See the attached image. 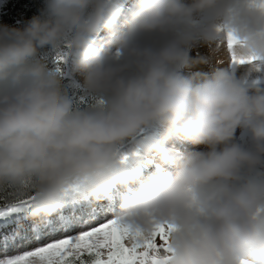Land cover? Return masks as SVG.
<instances>
[{
  "label": "clouds",
  "instance_id": "obj_1",
  "mask_svg": "<svg viewBox=\"0 0 264 264\" xmlns=\"http://www.w3.org/2000/svg\"><path fill=\"white\" fill-rule=\"evenodd\" d=\"M199 46L223 59L185 75ZM262 78L264 0H43L0 25V192L171 225L167 264H264Z\"/></svg>",
  "mask_w": 264,
  "mask_h": 264
},
{
  "label": "snow or ice",
  "instance_id": "obj_2",
  "mask_svg": "<svg viewBox=\"0 0 264 264\" xmlns=\"http://www.w3.org/2000/svg\"><path fill=\"white\" fill-rule=\"evenodd\" d=\"M30 211L31 198L0 192V264H167L169 259L161 253L169 251L171 225L158 226L149 239L121 222L114 206L71 201L48 220Z\"/></svg>",
  "mask_w": 264,
  "mask_h": 264
},
{
  "label": "trees",
  "instance_id": "obj_3",
  "mask_svg": "<svg viewBox=\"0 0 264 264\" xmlns=\"http://www.w3.org/2000/svg\"><path fill=\"white\" fill-rule=\"evenodd\" d=\"M0 25L23 27L25 22L39 14L43 0H2ZM67 72V67L65 69ZM84 100V99H83Z\"/></svg>",
  "mask_w": 264,
  "mask_h": 264
},
{
  "label": "rangeland",
  "instance_id": "obj_4",
  "mask_svg": "<svg viewBox=\"0 0 264 264\" xmlns=\"http://www.w3.org/2000/svg\"><path fill=\"white\" fill-rule=\"evenodd\" d=\"M2 0H0V3L2 4ZM135 3V0H133V2L131 4H129L128 6L131 7L133 4ZM105 32L102 30L100 33V36H102ZM105 35V34H104ZM195 49L192 50V52ZM191 52V54H192ZM214 58L212 59H208L206 61L201 62L200 64H198L199 58H201L202 56H199V54L197 52H195L193 54V59L196 60V64H197V69L194 71V67L191 70V67H188L184 72L187 73V75H195V74H203V73H212L215 70V67L218 64L219 60L223 59L222 54L217 53V54H213ZM203 58H206V55L203 56ZM206 65V67H205ZM69 71V69L67 68V72ZM239 74V72H238ZM261 83L264 84V78L261 79ZM82 98V104H86L87 101ZM200 147V148H199ZM206 151L207 150V146L205 145H197L196 148L194 149V151Z\"/></svg>",
  "mask_w": 264,
  "mask_h": 264
},
{
  "label": "bare ground",
  "instance_id": "obj_5",
  "mask_svg": "<svg viewBox=\"0 0 264 264\" xmlns=\"http://www.w3.org/2000/svg\"><path fill=\"white\" fill-rule=\"evenodd\" d=\"M133 2V0H125V7L126 9L131 8L128 5L131 4ZM121 30H123V28H121ZM197 52L199 54V56H202L201 58H199L198 64H200L203 61H206L208 59H212L214 58L213 56V52L207 47V46H199L197 48H195V50L192 52L191 56H193V54ZM206 55V58H203V56ZM191 70L194 67V71L197 69V64L193 63L191 66ZM206 67V65H205ZM187 69V68H186ZM184 69V71L186 70ZM242 71V70H241ZM185 73V72H184ZM185 75H187V73H185ZM191 76V74L189 75ZM158 131H162V129H158ZM237 135L239 136L240 133L238 131ZM177 146L179 148H181L182 150H190V151H194V149L196 148L197 145H190V144H182V143H177ZM200 148V147H199ZM197 151V150H196ZM154 170V166L152 168L147 169L146 171H153ZM13 227L14 225H10L8 227Z\"/></svg>",
  "mask_w": 264,
  "mask_h": 264
}]
</instances>
